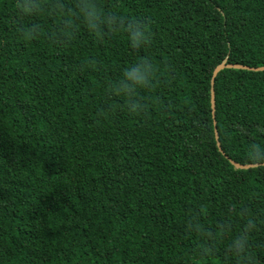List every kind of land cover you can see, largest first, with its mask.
<instances>
[{
	"label": "trees",
	"instance_id": "obj_1",
	"mask_svg": "<svg viewBox=\"0 0 264 264\" xmlns=\"http://www.w3.org/2000/svg\"><path fill=\"white\" fill-rule=\"evenodd\" d=\"M0 0V264H264V0ZM150 21L98 38L82 8ZM139 56L154 86L116 94ZM133 105H137L133 109ZM251 221V225H249ZM237 240L244 251H237Z\"/></svg>",
	"mask_w": 264,
	"mask_h": 264
},
{
	"label": "clouds",
	"instance_id": "obj_2",
	"mask_svg": "<svg viewBox=\"0 0 264 264\" xmlns=\"http://www.w3.org/2000/svg\"><path fill=\"white\" fill-rule=\"evenodd\" d=\"M18 8L22 13H31L32 8L27 0H20ZM88 26L91 29V34L104 38L108 35L123 31L127 34L130 49L134 52L139 51L151 44L150 21L147 19H125L114 13L104 15L102 10L96 8L95 5H84L82 8ZM159 67L149 58L139 56L136 62L129 67H126L122 72V77L117 85L116 94L135 93L139 89H150L154 86ZM137 105H133L135 109ZM253 148L257 150V154L249 156V160L253 162L264 161V156L259 154V145L254 144ZM249 221V225H251ZM237 251L243 252V243L237 240Z\"/></svg>",
	"mask_w": 264,
	"mask_h": 264
},
{
	"label": "water",
	"instance_id": "obj_3",
	"mask_svg": "<svg viewBox=\"0 0 264 264\" xmlns=\"http://www.w3.org/2000/svg\"><path fill=\"white\" fill-rule=\"evenodd\" d=\"M223 69H236V70H245L250 72H262L264 71V66L260 67H247L243 65L238 64H226L225 60H222L218 65H216L213 70L211 71L210 80H209V104H210V112H211V118L213 120L214 117V96H213V81L216 75ZM213 124V135L215 140V146L217 148V151L223 156L224 159L228 161V163L236 170H247L251 168H256L258 166H264V162L262 163H255V164H239L234 162L233 160L229 159L227 156H225L219 146V142L217 139V133L215 130V122L212 121Z\"/></svg>",
	"mask_w": 264,
	"mask_h": 264
}]
</instances>
